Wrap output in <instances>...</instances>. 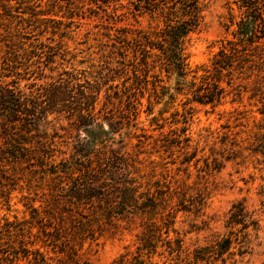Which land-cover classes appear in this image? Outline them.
Here are the masks:
<instances>
[{
  "label": "trees",
  "instance_id": "16d2710c",
  "mask_svg": "<svg viewBox=\"0 0 264 264\" xmlns=\"http://www.w3.org/2000/svg\"><path fill=\"white\" fill-rule=\"evenodd\" d=\"M122 1L101 0L106 8L113 6L112 18L123 9V18L147 16L151 23L105 27L97 41L98 58L77 69L64 66L72 57L67 58L60 20L40 10L37 0H0V183L25 174L35 181L43 203L41 211L31 209L30 221L6 222L0 228L6 248L0 259L22 253L34 255L32 264L44 262L39 248L27 247L36 244L30 240L35 223L42 247L59 245L60 252L75 255V246L93 235L95 224L126 221L138 222L140 229L136 264H151L153 255L165 259L161 264H235L234 257L248 253L260 229L264 184L257 192L261 211L249 210L245 199L236 201L225 216L222 235L185 245V236L204 228L193 224L178 231L176 219L179 214L199 216L205 205L204 188L188 182L197 149L191 147L185 124L191 103L215 107L228 96L241 101L247 95L254 106L260 104L257 130L264 129V0H234L239 13H230L225 25L231 37L220 41L208 64L193 68L187 46L202 26L204 0ZM145 92L148 106L162 102L168 107L184 99L183 113L173 114L178 118L172 121L182 127L163 133L159 119L150 120L160 130L153 140L155 152L182 157L173 175L160 162L163 155L144 164L137 154L111 148L131 138L142 147L152 138L133 134ZM251 138L249 147L233 139L228 147L222 140L219 151L211 150L212 161L205 158V168L219 170L222 160L248 151L264 171V134L255 132ZM60 143L70 146V153L57 160ZM118 261L130 264L128 254Z\"/></svg>",
  "mask_w": 264,
  "mask_h": 264
},
{
  "label": "rangeland",
  "instance_id": "374dc122",
  "mask_svg": "<svg viewBox=\"0 0 264 264\" xmlns=\"http://www.w3.org/2000/svg\"><path fill=\"white\" fill-rule=\"evenodd\" d=\"M234 0H204L206 5L202 15L203 22L200 30L190 36L187 46L188 62L190 67L208 64L209 59L217 51L220 41L224 38H230L229 32L226 31L225 25L229 23V14L238 15ZM97 2V4H96ZM39 9L48 11L49 17L60 20L63 23L64 31L67 34L64 40V47L70 53L67 58H71L64 66L77 69H86L90 65V59H97V41L102 39V34L107 32V26L120 27L123 25H135L136 27H147L151 20L147 16L132 17L121 16L123 9H118L115 16L110 17L113 13V6L110 4L107 8L103 6L101 0H37ZM125 4V1H122ZM114 23V24H113ZM233 29V27L231 28ZM44 40V38H41ZM93 53V54H92ZM47 73V71H46ZM165 81V75H162ZM171 79L170 85L173 86ZM39 83V82H38ZM25 82L21 83L23 86ZM179 97L171 106L165 107L163 103L148 106V93H144L141 98L139 107L138 130L133 134L151 135L152 138L137 146L138 139H125L124 145H112L111 148L121 152L137 154L138 160L148 164L149 161H160L159 156L162 153H156L153 148V140L158 136L160 130L155 123H151V118L156 117L159 120L158 125H164L163 133L170 129L180 128L182 124L174 125L172 121L178 118L174 116L183 113V106ZM239 98L228 96L219 105L211 107L210 105H201L191 103L188 105L186 134L190 137L191 147L197 149L196 158L188 166L190 175L189 183L198 182L204 188V209L199 216L179 214L174 226L175 230L185 231L189 225H195L198 228H204L199 233H191L184 237L185 245L196 243L204 244L205 238L213 233L223 234V222L231 205L239 200L245 199L249 210L261 211V199L257 192L264 184L262 177L264 171L262 167L255 162V157H251L248 151L243 156L234 157L233 159L222 160V166L217 169H206L205 158L210 157L211 150L219 151L221 141L226 139L229 147L233 139L242 147H249L252 142V134L261 132L257 130V125L262 122V117L256 112L260 107L249 102L247 95H244L241 101ZM150 113V114H149ZM51 118V116H50ZM181 120L182 117H179ZM260 127H264L261 126ZM142 128L143 131H140ZM144 141V138H140ZM70 142V140H68ZM61 144V143H60ZM61 144L55 154V158H67L70 153V146ZM236 149V148H234ZM64 153V154H62ZM251 157L250 159L248 157ZM164 160L170 174H175L180 167L178 153L170 156L164 154ZM261 160V156L258 155ZM169 174V175H170ZM12 177V176H11ZM183 177V173H179ZM199 177V179H197ZM4 183L5 187L2 185ZM35 181L25 174H18L9 180L7 184L4 180L0 183V228L4 227L6 222H23L31 220V209L35 208L41 211L43 205L40 201V190H36ZM263 206H264V199ZM260 229L257 235L253 237L252 244L248 253L235 256V264H264V212L259 216ZM101 222V223H100ZM94 225V233L88 236L80 244L75 246L76 254L73 255L68 251L60 252L59 245H47L42 247L38 236L42 237L39 226L35 223L31 232L33 236L31 241L36 244L29 249H40L44 256V262L40 264H120L119 258L128 254L130 264H136L133 256H136L137 236L139 234L138 222L127 223L126 221L117 222L109 225L100 221ZM170 237L174 234L170 233ZM0 236V251L6 250L2 246L3 240ZM5 242V241H4ZM1 255V253H0ZM33 256L29 254L27 258L22 253L15 258L9 255L8 260L0 259V264H32ZM1 257V256H0ZM2 257H5L2 255ZM151 264H161L165 259L153 255L149 259ZM230 264V263H227Z\"/></svg>",
  "mask_w": 264,
  "mask_h": 264
}]
</instances>
